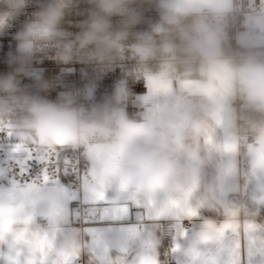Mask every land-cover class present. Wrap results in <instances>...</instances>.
<instances>
[{"label": "crops", "instance_id": "crops-1", "mask_svg": "<svg viewBox=\"0 0 264 264\" xmlns=\"http://www.w3.org/2000/svg\"><path fill=\"white\" fill-rule=\"evenodd\" d=\"M209 76L207 84L156 83L142 126L126 127L120 144L90 149L95 181L81 192L0 179V264H158L164 226L178 264H264V111L260 147L240 148L237 104L245 89L220 72ZM259 80L264 84V75ZM154 152L171 157L187 181L166 186L165 165L146 184H131L122 161ZM243 177L252 207L245 216L228 207L231 196L246 195Z\"/></svg>", "mask_w": 264, "mask_h": 264}, {"label": "built area", "instance_id": "built-area-1", "mask_svg": "<svg viewBox=\"0 0 264 264\" xmlns=\"http://www.w3.org/2000/svg\"><path fill=\"white\" fill-rule=\"evenodd\" d=\"M58 7L57 0H26L19 15L6 21L0 30V78L16 74L21 67L22 53L18 51V34L25 26L37 19V14ZM119 14L105 9L97 0H70L62 13L60 29L68 40H75L94 23L106 26L110 35L126 34L123 59L111 67H105L87 54L93 49H82L80 56L64 63L57 60L62 49L47 45L35 52L24 65L29 76L16 74L23 93L59 103L66 95L74 97V107L82 120L75 121L76 139L63 145L38 146L29 142L21 148L9 146V135L3 129L7 125H33L25 112L15 107L7 116L0 117V179L5 185L43 187L62 186L72 192H81L94 184L90 167V149L120 144L123 133L117 139H107V133H97L86 120L94 117L96 110L110 98L116 88L130 93L122 105L130 119L141 123L147 115L145 98L149 95L147 80L156 83L177 82L184 84H207L210 81L209 64L226 61L237 71H261L264 69V44L255 41L264 36L260 28L252 26L251 19L264 16V0H232L227 13L210 14L204 9L196 14L166 13L160 0H123ZM12 12V7L0 3V15ZM141 37L154 40L157 52L146 61H140L132 51ZM207 37L218 43L221 57L206 56L200 49ZM183 65V71L178 70ZM101 69H104L101 71ZM41 82L53 83L44 90ZM0 97H4L0 93ZM237 140L240 148L260 147V118L251 107L238 97ZM67 115V114H66ZM30 131L34 133V128ZM35 153H40L36 155ZM240 186H248L243 177ZM228 207L246 214L244 197L237 194L236 201ZM264 218V212L259 214ZM41 224L47 222L43 219ZM189 229L191 222L185 223ZM174 239L169 226H164L161 244L156 250L158 264H178L173 257ZM72 264H84L83 261Z\"/></svg>", "mask_w": 264, "mask_h": 264}, {"label": "clouds", "instance_id": "clouds-1", "mask_svg": "<svg viewBox=\"0 0 264 264\" xmlns=\"http://www.w3.org/2000/svg\"><path fill=\"white\" fill-rule=\"evenodd\" d=\"M3 2L12 7V12L0 15V30H3L7 24L6 21L19 15L26 0H3ZM70 0H57L58 7L50 8L37 14V19L33 23L25 26V30L18 34V51L23 55L21 67L17 69L16 74L29 76L30 72L24 66L30 60L32 55L40 51L47 45H55L62 51L57 53V60L68 63L75 59L83 61L84 56H80L82 49L92 48L93 51L87 54L89 59H94L105 67H111L118 60L123 59L126 34L110 35L106 26H97L95 23L87 30L81 33L75 40H68L66 34L60 29L62 13ZM97 3L105 9L119 14L120 5L123 0H97ZM203 7L210 14L227 11L231 7L230 0H167L163 5L166 13L180 14L190 11L194 7ZM134 55L140 61H146L157 52L154 40L148 37H141L139 42L132 49ZM178 70L183 71V65H178ZM104 69H101L103 71ZM261 71H264L262 69ZM16 74L0 78V117L7 116L13 111L14 106L22 109L26 114L28 121L47 119L53 114H67L71 119L79 124L82 116L78 109L74 107V97L66 95L61 98L59 103L29 96L23 93L16 80ZM40 87L49 90L54 87L53 83L41 82ZM130 93L127 89L116 88L112 96L105 100L99 107L93 119L86 120L85 123L94 126L97 133H107V139H117L124 129L129 126L141 127L136 121L129 118L122 105L128 99ZM154 130L149 129L148 136H152ZM147 138V137H145ZM138 139L133 137V141ZM128 149H125L127 153ZM170 165V170L164 175L165 184L168 187L174 184H183L189 178V174L182 169L171 157H166L162 152L138 154L122 161L121 166L126 172L128 181L133 185L146 184L149 177L153 174L162 173L164 166Z\"/></svg>", "mask_w": 264, "mask_h": 264}, {"label": "rangeland", "instance_id": "rangeland-1", "mask_svg": "<svg viewBox=\"0 0 264 264\" xmlns=\"http://www.w3.org/2000/svg\"><path fill=\"white\" fill-rule=\"evenodd\" d=\"M166 3L167 0H160L161 8L164 9L163 5ZM194 8L191 10H194ZM251 22L252 26L260 28L261 33L264 35V16L252 18ZM255 42L264 44V36ZM199 46L206 56L215 55L216 57H221L222 55L218 43L210 37H207L205 43ZM209 71L210 74L212 72H220L229 81L238 85L240 89H245L240 95L241 101L247 103L258 115L264 111V84L259 80L264 75V71L247 70L237 72L226 61L211 62ZM146 84L150 90L156 82L149 79ZM31 127L34 128V133L30 131ZM3 129L9 135L10 142H6V144L17 148H21L29 142L38 146H52L71 143L76 139L75 120L66 114H53L47 119L36 120L33 125H7ZM262 131H264V127Z\"/></svg>", "mask_w": 264, "mask_h": 264}, {"label": "trees", "instance_id": "trees-1", "mask_svg": "<svg viewBox=\"0 0 264 264\" xmlns=\"http://www.w3.org/2000/svg\"><path fill=\"white\" fill-rule=\"evenodd\" d=\"M243 149H245V148H243ZM242 161H243V164H244V168H246L247 167V163H248V159H247L246 151H244V150H243V155H242ZM247 189H248L247 193L244 196V203L246 205V210H247L246 212L252 211L251 202H250V200L248 198L249 184H248ZM236 200H237V195L231 196L230 201L233 202V201H236Z\"/></svg>", "mask_w": 264, "mask_h": 264}, {"label": "snow or ice", "instance_id": "snow-or-ice-1", "mask_svg": "<svg viewBox=\"0 0 264 264\" xmlns=\"http://www.w3.org/2000/svg\"><path fill=\"white\" fill-rule=\"evenodd\" d=\"M37 156L40 155V153H35ZM99 223H108L106 221H100Z\"/></svg>", "mask_w": 264, "mask_h": 264}, {"label": "water", "instance_id": "water-1", "mask_svg": "<svg viewBox=\"0 0 264 264\" xmlns=\"http://www.w3.org/2000/svg\"><path fill=\"white\" fill-rule=\"evenodd\" d=\"M3 0H0V3L2 2Z\"/></svg>", "mask_w": 264, "mask_h": 264}]
</instances>
